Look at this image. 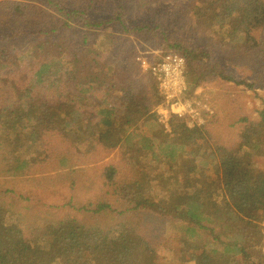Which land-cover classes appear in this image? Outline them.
Here are the masks:
<instances>
[{
  "label": "trees",
  "instance_id": "1",
  "mask_svg": "<svg viewBox=\"0 0 264 264\" xmlns=\"http://www.w3.org/2000/svg\"><path fill=\"white\" fill-rule=\"evenodd\" d=\"M56 1L42 0L52 22L58 21L52 12L65 21H80L73 23L99 30L98 41L118 27L127 34L166 32L146 21L147 11L145 21L129 16L123 0L100 2L95 9L102 11L99 18L90 11L94 4L66 12ZM9 2H0V11L8 5L17 17L24 14V3ZM82 2L76 0L77 5ZM188 8L192 11L190 4ZM193 13L199 31L212 42L257 54L264 83V0H207L206 9L200 5ZM36 31L24 52L0 46V175L23 177L46 164V134L69 147L70 158H56V169L67 170L68 176H76L79 157L97 150L117 148L121 167L104 166L99 176L103 196L75 203L77 217L66 219L70 233L37 221L36 211L19 214L0 200V264H264V107L251 121L238 118L233 104L222 100L219 109L213 106L216 116L206 122L211 129L207 124L190 130L185 118L171 116V133L166 134L154 110L162 102L155 83L145 77L134 81L123 71V64H134L137 54L122 56V64L115 66L97 54V43L68 53L50 40L56 28ZM163 44L166 54L186 61V97L217 78L233 82L214 64L211 51L179 40ZM151 57L155 63L162 56ZM248 88L254 91L252 85ZM225 127L233 131L229 140L218 130ZM152 182L166 183L161 186L164 198L147 188ZM120 201L125 204L118 205ZM128 206L166 220L165 236L157 245L134 234L125 222L119 226L120 209L131 213ZM47 226L62 234L30 238ZM204 235L211 239L209 247L198 244ZM49 246L54 249L48 251Z\"/></svg>",
  "mask_w": 264,
  "mask_h": 264
},
{
  "label": "rangeland",
  "instance_id": "2",
  "mask_svg": "<svg viewBox=\"0 0 264 264\" xmlns=\"http://www.w3.org/2000/svg\"><path fill=\"white\" fill-rule=\"evenodd\" d=\"M9 1L24 3V5H21L24 14L17 17V13L11 12L8 9L10 7L8 5L1 9V47H16L21 52H24L29 47L30 41L36 39V37L32 36L34 30L39 32L43 28L45 31L56 28L57 34L50 35V40L61 43V47L66 52L80 53L90 45L97 43L99 45V51L96 53L114 62L115 66H120L123 62L122 56L134 53L138 56L145 55L146 58L151 61L152 55L160 57L169 51L164 47L163 41L179 40L192 47H197L198 50L203 52L211 51L214 64L218 63L220 70H222L221 72L233 80V82H225L217 78L210 84L203 85L188 97L184 94L183 99L190 103L191 108L199 113L200 120L202 121L200 125H198L199 123L197 122L194 123V126H206L208 124H206L207 120L213 119V117L216 116L213 106L218 104L217 108L219 109L222 100H224V103L227 105L233 104V108L239 114L238 118H247L251 121L256 119L257 111L259 112V110L264 107V83L261 82L260 79L262 66L257 64L258 55L251 54L247 51H241L242 49L234 47H231V49L223 48L212 42L211 37L199 31L200 23L198 17L194 15L193 10L198 9L200 5L202 10L206 9L207 0H119L126 4L129 16L133 18L137 17L141 21H145L143 11H147L146 21L153 24L158 23V26L166 29V32L156 30L152 35L138 33L127 34L122 33L118 27L117 30L109 31V33L107 32V38L100 41L97 40L99 30L89 28L86 30L83 27L79 28L75 23H79L80 21H65L58 13L55 14L52 12L58 19V21L52 22L51 18L47 16L49 10L43 5L44 2H42V0H0V2L3 3H11ZM107 1L109 0H83L81 5H77L80 3H76V0H58L56 3L59 4V7L65 9L66 12H68V7L71 9L81 6L83 8H88L90 4H94L93 9L90 11H93L94 15L97 14L95 17L99 18L102 11L96 12L95 9L101 7L100 2L106 4ZM189 4L192 11L189 8L187 11ZM106 18L107 17L104 19ZM185 23L187 26L183 28ZM47 24H50L51 27L45 28ZM14 25H16L14 28H10V26ZM35 27L39 29H35ZM73 28L75 29L73 30ZM23 30L25 31L23 34H28L25 36L21 35ZM178 30L181 33H178ZM6 36L13 37L5 41L3 37ZM122 68L123 71L129 72L130 77L134 81L143 78L139 72L136 58L134 64L133 62L130 64L124 63ZM212 68L211 66L207 67V70L210 71ZM218 72L221 73L219 70ZM185 82L187 88H189L187 72ZM250 85L254 87V91L248 88ZM207 92H209V96L206 95ZM161 106L162 102L154 108L156 113L159 112L158 110H160ZM236 106L240 108V110H237ZM202 111H205V117ZM157 123L160 125L158 114ZM162 128L166 134L171 133L170 123L168 129L164 126H162ZM198 128L199 127H192L190 130L195 131V129ZM207 128L211 129L209 124ZM228 129L227 127L223 130L218 128V130L221 131L220 136H223V139L229 140L233 136V131ZM213 133V130L207 132L209 137H211ZM42 138L43 149L48 156L46 164L34 167L23 177H3L0 175V200H3L5 204H12L19 214H22L23 211L25 214L36 211L37 216H39L37 221L43 220L44 224H55L57 231L70 233L68 221L66 219L74 216L77 217V213L73 209V206L75 203H82L87 198H92V196H103L106 190L104 186L101 187L102 182L99 176L105 168L104 166L107 164L112 163L121 167L118 164L119 153L114 151L117 150V148H115L112 150L113 152L97 150L90 155L79 157L80 161L77 167L74 168V172L76 170L77 173L76 176L73 177V175L68 176V171L65 169H56L57 157L59 158L60 155H64L70 158L71 154L69 147L56 135L46 134ZM121 173L127 174V171L123 169ZM162 184L165 185L166 183L152 182L147 188L158 198L162 199L165 193L161 187ZM119 204L125 203L120 201L118 202V205ZM128 207L131 213L125 212L127 207L120 209L123 215L120 216L119 226H122L125 222L123 226L132 229L134 234L140 235L141 233L143 235L142 237L149 243L157 245L165 236L164 231L167 226L166 220L152 212H132V207ZM78 218L82 219L81 217ZM85 221H87V219H85ZM263 221L264 219L262 222ZM54 232L57 235L62 234L59 232L57 233L54 229L52 230L47 226L46 229L39 228L38 232L34 230V235L30 238L35 240L44 234L52 236ZM69 243L73 244L74 242ZM209 243H211V239L205 235L202 240H198V244L203 247H209ZM50 249H54V246H49L47 250L49 251ZM55 249H57L56 245ZM56 259L58 260L57 257ZM56 264H58V261H56Z\"/></svg>",
  "mask_w": 264,
  "mask_h": 264
},
{
  "label": "built area",
  "instance_id": "3",
  "mask_svg": "<svg viewBox=\"0 0 264 264\" xmlns=\"http://www.w3.org/2000/svg\"><path fill=\"white\" fill-rule=\"evenodd\" d=\"M136 62L141 75L155 83L157 87L158 96L162 101V106L157 113L160 125L168 129L170 117L176 116L185 118L189 128L201 127L193 125L196 122L199 123L198 125L202 123L199 113L183 99L187 91L185 59L177 54L168 53L155 63L145 55L137 56ZM262 226L264 227V221Z\"/></svg>",
  "mask_w": 264,
  "mask_h": 264
}]
</instances>
